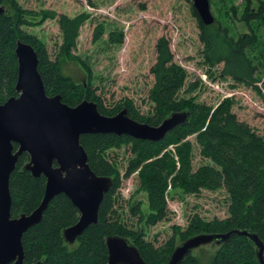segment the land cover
<instances>
[{
  "label": "trees",
  "instance_id": "trees-1",
  "mask_svg": "<svg viewBox=\"0 0 264 264\" xmlns=\"http://www.w3.org/2000/svg\"><path fill=\"white\" fill-rule=\"evenodd\" d=\"M0 4L8 10L7 15H0V104L17 96L14 91L17 77L14 50L17 40H21L31 45L38 55V71L46 94L60 95L62 102L71 107L85 99L96 103L100 114L107 117L125 108L131 119L152 126H158L171 112L188 110L191 113L188 124L176 126L157 142L113 134L80 136V144L87 154L90 168L97 175L113 179L99 207L97 223L89 225L73 246L65 244L62 230L78 220L79 211L63 194L54 196L41 221L23 235V264H35L38 261L43 264H107L105 239L111 235L128 239L147 264H166L178 243L200 233L248 230L257 233L264 241V134H257L247 123L238 120L232 112L231 98L220 100L217 106L196 101V97L191 94L204 86L199 78L187 84L184 93L190 94L189 97L180 96L188 73L175 62L170 41L165 36L156 41V59L150 68L154 79L149 91L153 114L141 116L132 101L125 99L113 108H108L91 83H78L64 75L58 58L50 60L43 42L23 29L29 23L21 15L28 13L22 10L16 0H0ZM211 5L217 8L211 25H204L190 5L199 29L203 63L208 68L221 64L222 77L231 78L236 85L251 87L261 95L257 83L261 82L264 88V51L260 49L264 47V11L261 10L264 5L258 2L254 7L253 0H242L241 3H237V0H211ZM141 7L145 8L143 5ZM41 14L37 24L53 18L47 12ZM88 17L86 13L76 17L66 14L56 17L62 37L60 55L78 62L79 59L71 53L76 46L79 30ZM105 31L106 24L98 22L93 31V40H100ZM122 41L121 29L109 32L108 42L121 44ZM83 65L91 81L92 72ZM203 73L208 80H214L211 73ZM191 135H194L200 155L210 162L195 171L192 168L193 143L184 140ZM126 145L129 146L130 158L123 177L129 178L137 172L139 190L146 193L149 209V213H145L141 203L129 207L131 217L136 219L135 225L128 224L129 220L125 221L116 208L121 175L117 161L109 158L111 150ZM170 146H174V153ZM27 161L28 155L23 153L10 175L12 217L31 213L43 197L45 178L33 177L28 171L22 170ZM169 185L173 190L181 189L184 194L224 188L228 194V216L207 220L195 213L187 227L178 233L179 242L175 243V236H172L164 243L155 245L145 238V232L137 226L143 224L144 227H150L168 220ZM180 264H199V259L190 253ZM207 264L258 262L253 244L244 236L233 234L217 246Z\"/></svg>",
  "mask_w": 264,
  "mask_h": 264
},
{
  "label": "rangeland",
  "instance_id": "rangeland-1",
  "mask_svg": "<svg viewBox=\"0 0 264 264\" xmlns=\"http://www.w3.org/2000/svg\"><path fill=\"white\" fill-rule=\"evenodd\" d=\"M16 1L22 10L28 13L21 15L29 23L23 26L25 32L43 42L50 60L58 58L64 75L72 77L78 83L82 81L84 84L91 83V87L102 97L106 107L113 108L127 99L133 102L139 115L153 114V103L150 101L149 91L154 79L150 68L156 59V41L161 36H165L170 41L175 62L181 63L188 73V79L180 91V96L189 97L190 94H185L184 90L190 81L198 78L199 73H211L213 83L200 86L191 94L196 97V101L217 106L224 97L231 98L233 99L232 112L236 114L238 120L247 123L257 134H264V97L251 87L236 85L231 78L222 77L221 64L208 68L203 63L199 29L190 11L191 2L186 0ZM209 1L211 11L216 16L217 8L211 5V0ZM241 1L237 0V3ZM258 2L264 5V0H253L254 7L258 5ZM142 5L145 6L144 9ZM261 10L264 11V6ZM42 12H47L53 18H47L41 24H37ZM83 13L88 14L89 17L81 26L76 46L71 53L73 57L79 59L76 62L69 60L63 54L60 55L62 37L56 17L59 14L76 17ZM98 22L106 24V31L100 40H93V31ZM114 29L123 31L121 44L108 42V34ZM260 49L264 51V47ZM61 53L64 52L61 51ZM83 63L92 72L91 81ZM260 94H262L261 91ZM187 139L193 143V170L209 164V160L200 155L199 147L194 142V135L184 140ZM169 148L174 153V146ZM129 152V146L126 145L120 149L111 150L109 158L117 161L121 175L116 208L125 221L129 220L128 224L135 225L136 219L131 217L129 207L141 203L145 213H149V209L146 193L139 190L137 172L129 178L123 177L130 158ZM168 188L170 189L167 196L170 211L168 220L150 227H144L143 224L137 226L145 232V238L153 241L155 245L164 243L172 236H175V243L179 242L178 233L187 227L195 213L207 220L216 217L223 219L228 216L229 201L224 188L215 191L204 189L199 194H184L179 188L171 189L170 185ZM216 249L214 245H206L194 250L192 255L199 259V264H207Z\"/></svg>",
  "mask_w": 264,
  "mask_h": 264
},
{
  "label": "water",
  "instance_id": "water-1",
  "mask_svg": "<svg viewBox=\"0 0 264 264\" xmlns=\"http://www.w3.org/2000/svg\"><path fill=\"white\" fill-rule=\"evenodd\" d=\"M189 1L204 25L214 22L209 0ZM7 13L5 5L0 4V15ZM14 53L17 96L0 104V264H23V235L41 221L56 195L66 196L80 213L77 223L62 230L65 244L73 246L89 225L97 223L99 207L113 179L97 175L90 168L80 136L113 134L157 142L191 118L188 110L171 112L158 126H150L131 119L125 108L107 117L100 114L96 103L85 99L71 107L62 102L60 95L46 94L38 55L31 45L17 40ZM23 153L28 161L22 170L45 178L44 193L31 213L12 217L9 179ZM233 234L247 238L255 248L258 264H264V241L257 233L238 229L194 235L174 247L166 264H180L194 250L211 244L220 246ZM105 246L107 264H146L138 249L124 237L108 236Z\"/></svg>",
  "mask_w": 264,
  "mask_h": 264
},
{
  "label": "bare ground",
  "instance_id": "bare-ground-1",
  "mask_svg": "<svg viewBox=\"0 0 264 264\" xmlns=\"http://www.w3.org/2000/svg\"><path fill=\"white\" fill-rule=\"evenodd\" d=\"M126 111H127V110H126ZM175 112H178V111H175ZM127 113H128V112H127ZM166 117H167V116H166ZM166 117H165V118H166ZM165 118H164V119H165ZM164 119H163V120H164ZM163 120H162V121H163ZM148 125H149V124H148ZM150 126H152V125H150ZM98 212H99V211H98ZM79 218H80V213H79ZM79 218H78V220H79ZM78 220H77L75 223H77ZM75 223H74V224H75ZM74 224H72V225H74ZM72 225L67 226V227H65L64 229H66V228H68V227H71ZM185 258H186V257H185ZM142 259H143V258H142ZM143 260H144V259H143ZM182 261H183V260H182ZM144 262H145V261H144ZM145 263H146V262H145ZM146 264H147V263H146Z\"/></svg>",
  "mask_w": 264,
  "mask_h": 264
},
{
  "label": "built area",
  "instance_id": "built-area-1",
  "mask_svg": "<svg viewBox=\"0 0 264 264\" xmlns=\"http://www.w3.org/2000/svg\"><path fill=\"white\" fill-rule=\"evenodd\" d=\"M201 79L207 84V85H210L209 81L206 79V76L205 75H202L201 76ZM260 85V84H259ZM264 93V91H263Z\"/></svg>",
  "mask_w": 264,
  "mask_h": 264
}]
</instances>
